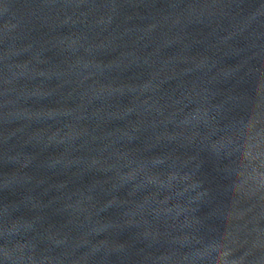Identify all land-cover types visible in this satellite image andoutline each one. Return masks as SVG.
<instances>
[{
  "label": "water",
  "instance_id": "water-1",
  "mask_svg": "<svg viewBox=\"0 0 264 264\" xmlns=\"http://www.w3.org/2000/svg\"><path fill=\"white\" fill-rule=\"evenodd\" d=\"M0 264H264V0H0Z\"/></svg>",
  "mask_w": 264,
  "mask_h": 264
}]
</instances>
